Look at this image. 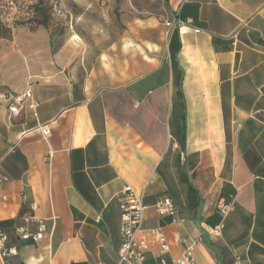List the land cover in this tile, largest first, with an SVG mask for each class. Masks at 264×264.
<instances>
[{
    "label": "crops",
    "instance_id": "1",
    "mask_svg": "<svg viewBox=\"0 0 264 264\" xmlns=\"http://www.w3.org/2000/svg\"><path fill=\"white\" fill-rule=\"evenodd\" d=\"M58 1L59 45L44 26L0 37V88L24 103L0 102V231L17 249L0 264H118L126 184L147 205L144 264H172L182 234L202 237L198 264H264V0L146 17L135 0Z\"/></svg>",
    "mask_w": 264,
    "mask_h": 264
},
{
    "label": "built area",
    "instance_id": "2",
    "mask_svg": "<svg viewBox=\"0 0 264 264\" xmlns=\"http://www.w3.org/2000/svg\"><path fill=\"white\" fill-rule=\"evenodd\" d=\"M56 12H61L59 1H56L53 5ZM30 94L28 93L27 96ZM13 99L15 102L23 101L22 98L12 96L8 92L0 93L1 101H9ZM32 103L31 106H35ZM12 113L18 112L16 105L9 106ZM45 133H49L46 129ZM7 181V178L0 173V187L3 186ZM143 191L137 190L131 184H126L120 193V208H121V224H120V235L122 239L120 247V258L118 264H144L146 254L144 250L145 240L140 237V232L143 230V221L147 205L144 203ZM233 201L221 198L219 208L222 214L225 216L233 209ZM155 207L161 215H168L172 220L180 225H184L186 217L180 211L175 202L169 197H163L155 203ZM224 224L212 228V231L219 232L223 228ZM155 233H157L155 231ZM29 237L28 234L24 235ZM43 236V224H41V231L35 235L38 239ZM7 236L4 232L0 231V248L2 254H16V247L7 248L5 241ZM158 239L161 243L163 251L170 249V244L167 242L165 236L158 232ZM202 240V237L192 239L187 234H182L179 237V242L183 245L182 255L175 259L172 264H198L195 248L196 245ZM161 264H168L165 259L162 260Z\"/></svg>",
    "mask_w": 264,
    "mask_h": 264
},
{
    "label": "rangeland",
    "instance_id": "3",
    "mask_svg": "<svg viewBox=\"0 0 264 264\" xmlns=\"http://www.w3.org/2000/svg\"><path fill=\"white\" fill-rule=\"evenodd\" d=\"M58 0H45L41 9L36 10L38 0H0V19L7 25L30 26L35 28L38 23L30 22L32 18L41 20L44 13L50 14L48 27L52 29L55 42L59 45L60 40H64L68 34L69 24L68 16L59 14L53 8V4ZM119 4V0L116 1ZM134 12L142 17L165 15L168 8L165 0H135ZM0 93L6 92L5 88H0ZM0 102H2L0 100ZM17 109L23 108L24 103L21 101L15 104Z\"/></svg>",
    "mask_w": 264,
    "mask_h": 264
},
{
    "label": "trees",
    "instance_id": "4",
    "mask_svg": "<svg viewBox=\"0 0 264 264\" xmlns=\"http://www.w3.org/2000/svg\"><path fill=\"white\" fill-rule=\"evenodd\" d=\"M44 3H45V0H38V2L36 4V10L41 9V6ZM50 17H51L50 14L44 13L43 14V17L41 18V20H38L37 18L34 17V18L30 19L29 21L30 22H37L38 23L37 26H44L46 28H49L48 27V23H49ZM12 34H13V28H12V26L7 25L6 23H4L0 19V37H2V38H11L12 37Z\"/></svg>",
    "mask_w": 264,
    "mask_h": 264
}]
</instances>
